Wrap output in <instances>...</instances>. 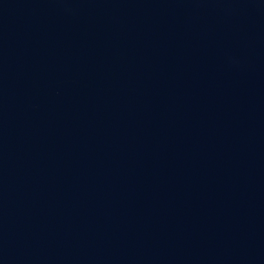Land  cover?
Masks as SVG:
<instances>
[{
    "label": "water",
    "instance_id": "water-1",
    "mask_svg": "<svg viewBox=\"0 0 264 264\" xmlns=\"http://www.w3.org/2000/svg\"><path fill=\"white\" fill-rule=\"evenodd\" d=\"M0 264H264V0H0Z\"/></svg>",
    "mask_w": 264,
    "mask_h": 264
}]
</instances>
